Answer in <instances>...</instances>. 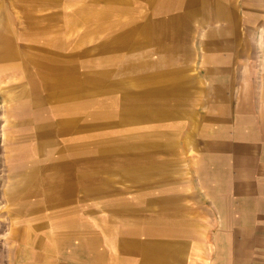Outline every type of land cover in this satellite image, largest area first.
<instances>
[{"label":"rangeland","instance_id":"rangeland-1","mask_svg":"<svg viewBox=\"0 0 264 264\" xmlns=\"http://www.w3.org/2000/svg\"><path fill=\"white\" fill-rule=\"evenodd\" d=\"M0 7L16 54L0 62V236L44 215L51 227L67 211L76 227L62 223L73 238L66 251L75 262L97 235L103 248L116 241L114 257L128 252L119 241L133 237L192 245L194 264H211L213 234L231 225L222 208L246 197L249 161L253 171L264 163V141L249 139L251 128L264 140V0H0ZM216 7L232 21L214 22ZM34 84L55 127L40 155L45 182L40 195L7 202L5 139L28 129L13 127L8 112ZM56 166L73 187L62 204L45 197ZM262 180L259 168V192ZM177 196L186 236L140 230Z\"/></svg>","mask_w":264,"mask_h":264},{"label":"crops","instance_id":"crops-1","mask_svg":"<svg viewBox=\"0 0 264 264\" xmlns=\"http://www.w3.org/2000/svg\"><path fill=\"white\" fill-rule=\"evenodd\" d=\"M192 15H196L193 12ZM214 22H231L232 18L230 14L223 7H216L213 15ZM236 22V21H235ZM234 22V28L236 23ZM0 31H6V35L0 33V62L10 61L15 57L11 38H9V22L7 15L0 7ZM53 67V66H52ZM55 67H53L54 69ZM62 76V75H61ZM61 81L57 84L63 83V76ZM21 97H17V102L12 106L8 114L14 116L18 121L13 127H19L17 124L19 121L23 126L28 128L27 130L13 129L7 133L5 139L6 150L4 157L7 160V168L9 174V180L6 185L4 195L7 202L15 200L30 199L33 196L40 195L42 190V183L45 182L41 170L44 167L41 165V156L44 149L48 146L47 142L54 136L55 127L52 123H49V119L42 107V98L39 94L38 85L34 84L27 92H22ZM30 99L24 100L26 97ZM249 96L243 98V102L247 100ZM243 106V111L247 105ZM247 116H243V121L247 120ZM264 122V109L263 119ZM65 125L64 122H62ZM250 141H264L260 139V136L254 134L250 128ZM40 141V142H39ZM215 148V144L211 145ZM213 150V149H212ZM252 158L249 161L250 167V181H245V193L243 199L238 204L232 200L224 208H222L224 222L228 224V227H224V230H220L213 234L211 240H215L216 252L214 254V260L211 264H264V180L261 182V188L263 191L259 192V188H256L258 183H255L254 176L259 168H262V176L264 178V163L260 164V167L256 165V170L253 171V165L256 162ZM253 164V165H252ZM57 165V164H55ZM253 166V167H252ZM262 166V167H261ZM55 167V166H53ZM56 174H49L48 181L54 182L50 186L49 192L45 195L46 200L49 203H58L69 200L72 197V183L70 179V173L66 175L63 171H60L59 166H56ZM52 170V169H51ZM256 188V189H255ZM255 189V190H254ZM53 190V191H52ZM250 190H254L253 193ZM261 195L262 201L258 200L254 203V200L250 196ZM216 198V197H215ZM256 198V197H255ZM177 201L172 208L165 210L166 213L157 214L152 219L147 220L144 225H150L151 229L145 230L140 228L141 231H145L148 236L156 234L167 233L169 236H186L190 229H188L189 222L183 217L180 212V207L177 205L182 201L181 196H177ZM217 199V198H216ZM166 205L172 199L165 198ZM218 206V204L216 205ZM251 206L255 208L253 212ZM170 207V206H169ZM248 209L249 213L240 212L241 208ZM262 207V212L259 209ZM63 208V206H62ZM184 209V208H183ZM60 210V209H59ZM62 210V209H61ZM60 210V211H61ZM64 210V209H63ZM59 213L55 215V224L49 227L47 218L44 215L40 221L29 224L23 227V220L15 222L12 231L9 233H1V246H0V264H194V247L191 245L183 244L176 248L173 243L164 245L161 240L159 242L152 240V243H146V240H139V238L128 237L127 239L117 240L120 242L119 246L127 249L125 254L114 257L112 239L106 240V246L97 244V235L92 236L88 241L87 249L85 250L84 259L80 258L75 262L71 260L67 254L66 243H70L71 239L65 237L62 223H67L69 230H74L76 227L75 219L72 217L71 212ZM239 215V216H236ZM59 216V217H58ZM237 217V218H235ZM38 220V219H37ZM30 221V220H26ZM143 221V220H142ZM25 222V221H24ZM130 222V221H129ZM133 223L137 229L138 224ZM250 222V223H249ZM38 223V224H37ZM115 221H108L104 223V226H109L113 229ZM165 223V224H162ZM241 223V224H240ZM224 224V223H223ZM238 224V225H237ZM75 225V226H74ZM166 225V226H165ZM158 226V227H157ZM136 229V230H137ZM66 234L72 235L76 233L67 232ZM156 236H154L155 239ZM187 238V237H186ZM153 239V237H152ZM150 241V240H149ZM118 245V244H117ZM110 248L112 249L110 252ZM250 249V251L248 250ZM205 255L210 256L209 249L203 251ZM196 255V254H195Z\"/></svg>","mask_w":264,"mask_h":264}]
</instances>
